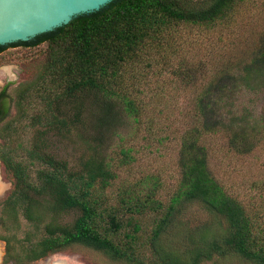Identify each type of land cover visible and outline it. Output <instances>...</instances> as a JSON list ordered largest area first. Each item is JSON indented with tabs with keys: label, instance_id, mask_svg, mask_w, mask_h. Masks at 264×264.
I'll use <instances>...</instances> for the list:
<instances>
[{
	"label": "trees",
	"instance_id": "16d2710c",
	"mask_svg": "<svg viewBox=\"0 0 264 264\" xmlns=\"http://www.w3.org/2000/svg\"><path fill=\"white\" fill-rule=\"evenodd\" d=\"M243 2L112 0L51 32L0 46V53L6 47L42 45L45 52L38 81L13 99L19 116L6 125L5 138L12 133L20 153L0 145V162L11 175V191L0 202L1 264H30L74 245L128 264H217L231 257L264 264V207L244 205L224 190L208 168L202 144L207 135L222 134L229 151L239 156L263 146L264 103L256 116L246 107L238 111L236 103L246 92L264 93V28L247 59L203 78L194 101L195 124L179 140L178 181L167 198L161 195L163 181L151 174L123 182L111 196L107 191L118 179L114 158L91 145L120 113L133 121L134 133L152 122L147 113L153 108L144 104V90L142 107L137 100L134 70L139 65L166 70L165 52L178 39L179 27L225 26ZM174 75L187 86L197 80L181 68ZM6 98L5 87L0 99ZM8 116L6 110L0 123ZM24 130L32 131L29 141L17 139ZM142 131V140L149 141V127ZM76 139L88 151L73 166L68 152L59 154L58 146ZM136 152L121 148L117 165L129 166ZM193 203L216 226L186 228L181 253L169 245V236L176 229L175 236H183L184 224L179 226L177 217ZM66 216L72 219L67 222Z\"/></svg>",
	"mask_w": 264,
	"mask_h": 264
},
{
	"label": "rangeland",
	"instance_id": "374dc122",
	"mask_svg": "<svg viewBox=\"0 0 264 264\" xmlns=\"http://www.w3.org/2000/svg\"><path fill=\"white\" fill-rule=\"evenodd\" d=\"M231 20L229 24L217 26L211 30L196 26L179 27L178 39L171 49L165 52L169 62L166 70H162L160 65L151 68L139 65L134 70L133 75L136 79L132 81V84L135 94L140 92V95L137 94V100L142 107V90H144L143 102L153 108V112L147 113V117L150 116L152 122L134 133L136 128H134L133 121L119 112L118 121L104 131L103 136L96 135V139L91 143L94 148L97 145L101 146L104 154L107 153L109 157H113L116 166L119 163L118 152L121 148L133 147L134 151H137L134 154L135 161L129 166L113 168L118 179L114 187L107 191L111 196H114L123 182L131 183L147 174L157 175L163 181L165 186V190L161 192L163 198L171 194L179 177L176 163L180 136L195 124L194 101L205 83L203 78L214 72V69H221L231 63L247 59L252 51L253 42L264 28V0H244ZM44 62V45L36 48L6 47L0 53V89L6 87L7 99L4 106L9 110L10 115L5 122L0 124V145L15 149V154L20 153L16 147V139H11L16 137L9 133V138H5L8 135L6 125L11 119L19 116L16 115L13 107V99L18 93L38 81ZM227 63L229 64L225 65ZM178 68L196 74L197 80L192 86L191 84L185 85L174 75V71ZM263 101V92H246L236 105L238 111L246 107L256 116L262 110ZM148 127L152 135L149 141L145 142L142 138L146 136V133L142 130ZM31 137V130H24L17 135V139L26 141H29ZM122 137L123 140H120ZM202 144L208 152V168L224 190L244 205H251L255 209L263 208L264 144L261 149L248 156H239L230 152L226 137L222 134L207 135L202 140ZM87 151V147L78 139L73 144L58 146L59 154L65 156L68 152L73 166L86 155ZM10 191L11 175L0 162V202L6 199ZM181 213L177 217V222L179 226L180 224L185 225L180 231L183 236H175L177 229L171 231L169 245L183 253L184 235L187 233L184 230L201 223L211 225L213 223V226H216V220L196 203L185 206ZM65 219L68 222L72 216H66ZM3 255L4 243L0 241V264ZM216 263L251 264L235 257L225 258ZM30 264L128 263L113 260L103 252L92 248L74 245L64 252L50 255Z\"/></svg>",
	"mask_w": 264,
	"mask_h": 264
},
{
	"label": "water",
	"instance_id": "95a60500",
	"mask_svg": "<svg viewBox=\"0 0 264 264\" xmlns=\"http://www.w3.org/2000/svg\"><path fill=\"white\" fill-rule=\"evenodd\" d=\"M112 0H0V46L30 39Z\"/></svg>",
	"mask_w": 264,
	"mask_h": 264
},
{
	"label": "flooded vegetation",
	"instance_id": "af4514ba",
	"mask_svg": "<svg viewBox=\"0 0 264 264\" xmlns=\"http://www.w3.org/2000/svg\"><path fill=\"white\" fill-rule=\"evenodd\" d=\"M5 87H3L2 89H0V93L4 90ZM7 99V98H6ZM6 99H0V116L2 115V113L9 111L8 109H6V107L4 106V102L6 101ZM10 116V115H9ZM8 116V117H9ZM8 117L5 119L7 120ZM5 120L3 122H5ZM3 122H1L0 124H2ZM2 164V163H1ZM54 255V254H53ZM50 256V255H49ZM3 258V257H2ZM46 258V257H45ZM1 263H2V260H1Z\"/></svg>",
	"mask_w": 264,
	"mask_h": 264
}]
</instances>
